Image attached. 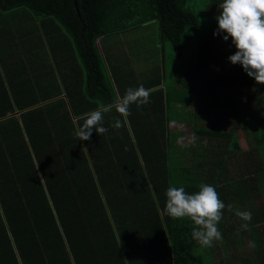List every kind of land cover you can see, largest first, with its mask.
I'll return each mask as SVG.
<instances>
[{"label": "trees", "instance_id": "obj_1", "mask_svg": "<svg viewBox=\"0 0 264 264\" xmlns=\"http://www.w3.org/2000/svg\"><path fill=\"white\" fill-rule=\"evenodd\" d=\"M189 1L0 0V17L23 12L46 19L51 24L48 48L67 41L77 53L79 72H85L87 98L108 105L118 98L122 76L116 78L117 71L108 69L100 38L155 20L161 44L171 42L181 57L183 35L199 28L195 1ZM204 2L214 32L220 0ZM222 35L209 37L199 67L188 63L181 73L170 75L163 65L156 79L141 83L147 89L170 85L168 90H151L150 102L139 109L131 105L127 120L119 118L120 130L107 133L113 140L121 136V147L108 144L95 130L90 140L76 138L86 108L81 116L72 108L73 118L61 102L50 112L31 107L34 101H29L15 103L20 113L12 114L0 85V264H264L263 247H255L254 263L245 257L237 263L229 251L232 245L246 256L245 240L260 242L264 229V212L254 204L260 197L259 177L264 176V84L228 61L236 49ZM247 92L252 94L245 96L247 102L239 103L236 94ZM183 97L191 99L184 105L191 104L192 111L176 115L192 126L198 139L195 145L174 149L165 100ZM256 108L263 112L253 113ZM58 129L67 130L68 147L73 136L84 148L62 149L54 132ZM239 131L248 152L242 150ZM201 182L214 186L225 205L252 213L249 229L243 230L234 211L224 209L218 224L220 259L213 246L205 248L192 239L190 220L172 219L163 211L169 186L191 193Z\"/></svg>", "mask_w": 264, "mask_h": 264}, {"label": "crops", "instance_id": "obj_2", "mask_svg": "<svg viewBox=\"0 0 264 264\" xmlns=\"http://www.w3.org/2000/svg\"><path fill=\"white\" fill-rule=\"evenodd\" d=\"M49 25L51 24H47L46 19H36L28 14H24L23 12L3 14V16L0 17V85H3V88L7 93L8 101L12 103L14 108L12 114L18 115L20 113L19 109L15 110V103H29V101H34V104L31 107L43 110L48 109L50 112L54 104L61 102L63 103L65 110L68 109L73 118L75 117L72 114V108L75 116H81L80 114L85 108L87 111L96 110L99 106H101V99H99L98 103L95 104L93 100L87 98L86 95L88 94H86V91L84 90L85 72L84 70L79 72L80 66L77 62L76 51L69 46L67 41H63L62 39L56 42L58 45L54 46L53 50L48 48L46 30ZM138 27L127 31L136 30ZM155 28L158 32L157 43H160L162 49L163 45L160 42L158 24ZM206 31H196V36L198 38V52L197 59L191 61V66L196 65L199 67V63L204 61V49H208L210 42L209 37L213 35L212 25L211 30L208 29ZM121 33L122 32L114 33L101 38V41L110 42L106 46H102V55L106 61L108 69L110 71H117L116 78L120 79V76H122L121 81L117 83L116 91L118 98L124 94L128 87H137L141 85V83H151L152 80L156 79V75L159 74V69H163L164 65H160V63H158L154 67L138 69L139 73H134L128 66L130 63L128 62V56L130 53L126 51V47H123L122 44H120L117 48L116 43L118 41L122 43V37L132 39L135 37V34H127L131 36H125L126 34H124V36H122ZM218 42L219 41H214V43L218 44L219 49L222 50L223 47L219 45ZM211 45L213 44L211 43ZM162 60L163 58L161 55V63ZM213 70L216 71V67H213ZM133 73L135 76L132 75ZM127 77L128 83L126 84L124 79ZM217 84L218 87L223 86L222 83ZM169 85L170 83H162L149 90L151 91L159 88H167L168 90ZM225 85L226 84H224V86ZM197 87L199 88V84H197ZM248 93L249 92L246 94L242 93V95L237 93L235 96L236 100L239 103L247 102L248 99L245 98V96L252 95ZM183 100L184 101L181 100L182 102L180 100H165V103L167 102L165 107V116L172 118V121H170L168 126L170 128L172 138L175 137V139L170 138L172 141L171 146L174 147V149L179 146H184L183 144H180L178 140L184 137L187 130L192 133V126L189 123L184 122L183 119L181 120L180 115H176L182 114L184 116L185 113H190L189 111H192L193 106H191V104L187 106L184 105L185 102H189L191 99L183 97ZM193 100L194 99L192 98V101ZM132 111L134 113V107ZM64 114H62L60 118H62ZM118 118H120L119 114L116 113L114 109L112 112L105 114L102 126L107 128L108 131L102 135L105 136L108 144L121 147L123 145V139L121 136L116 140L106 137L107 133L117 131L116 128L111 127V124ZM173 118H175V121ZM176 119H179L180 121H176ZM126 120L127 118L125 121ZM75 121L76 120L74 119V122ZM179 126L181 128H178ZM187 127L189 128L187 129ZM67 128L68 132L71 134V126L67 125ZM54 132L60 141L62 149L69 148L73 151L78 150L79 148H84L83 143L79 146L76 142H74L73 136H71L70 139V147L66 145V139L69 138L66 129H58L57 132L55 130ZM238 133L242 134L243 141L239 139ZM238 133L237 137L242 150L244 152H248L249 146L247 145L244 132L239 131ZM251 159L252 158L249 160V164L254 162ZM235 165L239 166L237 164ZM259 180L262 183L261 186L263 187H259L258 191L260 193V197L254 201V204L260 207V212H264V176H260ZM260 238V242H255V239L247 237L243 245L248 247V253L246 256L241 257H245L251 263L256 262L255 257L253 256V253H255V247L264 248L263 228L260 232ZM214 242L216 246H221L223 239ZM252 243L255 244V247L251 246ZM243 250L247 251L245 249Z\"/></svg>", "mask_w": 264, "mask_h": 264}, {"label": "clouds", "instance_id": "obj_3", "mask_svg": "<svg viewBox=\"0 0 264 264\" xmlns=\"http://www.w3.org/2000/svg\"><path fill=\"white\" fill-rule=\"evenodd\" d=\"M217 8L218 14L214 17L217 28L213 35L223 33L221 38L225 41L230 37L236 49L227 57L228 61L239 64L256 83L264 84V0H220ZM150 95V90L142 84L128 87L113 103L84 113L80 117L83 122L78 124L74 133L76 138L90 140L93 129L97 134H104L108 131L102 126L106 113L114 109L119 117L126 119L131 115L130 106L135 104L139 109L150 102ZM122 126L123 121L119 118L111 124V127L117 129ZM197 139L193 133L189 143L195 145ZM165 196L164 213L172 219L190 220L194 225L191 237L202 247L210 248L214 241L223 239L218 224L226 207L243 221L241 229H249L251 211L241 210L233 204L225 205L211 184L201 182L198 190L191 193L184 187L169 186ZM251 246L255 247V244Z\"/></svg>", "mask_w": 264, "mask_h": 264}, {"label": "rangeland", "instance_id": "obj_4", "mask_svg": "<svg viewBox=\"0 0 264 264\" xmlns=\"http://www.w3.org/2000/svg\"><path fill=\"white\" fill-rule=\"evenodd\" d=\"M193 0H190L191 3ZM195 2L192 4L193 8L195 9L196 15L199 21V31L205 32L206 30H211V21L209 20L208 16L204 11V1L205 0H194ZM157 21H149L145 24L139 25L138 29L132 31H125L122 32V36H131L127 34H135V37L132 39H128V37H122V43L119 41L116 43L117 48L122 44L123 47H126V51L130 53L128 56V64L129 68L134 73H139L138 69L142 68H150L156 66L158 63L164 64V66L168 69L169 74H175L178 72H182L185 65L188 63L191 64L192 60L197 59V52H198V38L196 36V31L192 28L191 31L185 33L182 39V49H181V57H178V51L174 49L172 43L169 41L163 42V46L161 49L160 43H157V30L155 26L157 25ZM131 32V33H129ZM207 32V31H206ZM110 42L108 41H101L99 40V47L102 50V46H106ZM219 43V42H218ZM161 55H163V60L161 63ZM174 56L180 58V60H174ZM195 62V61H194ZM174 69L171 71V69ZM213 70V69H212ZM214 71V70H213ZM263 112L260 109L253 110V113L259 115ZM178 128H181L180 126ZM189 127H187L188 129ZM191 132L187 130L183 138L179 139L178 142L180 144H187L189 143V138L191 136ZM238 137L241 141H243V136L241 133H238ZM214 250L216 252V258L220 259L221 254L219 248L221 246H216L213 244ZM247 250L248 247L244 248ZM229 251L232 252L233 256L232 259L239 263V259L244 253L237 252L232 245H229ZM231 264V261H227Z\"/></svg>", "mask_w": 264, "mask_h": 264}]
</instances>
